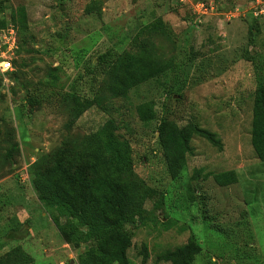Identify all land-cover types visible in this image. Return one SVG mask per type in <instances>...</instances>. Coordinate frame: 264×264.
<instances>
[{"label":"rangeland","instance_id":"374dc122","mask_svg":"<svg viewBox=\"0 0 264 264\" xmlns=\"http://www.w3.org/2000/svg\"><path fill=\"white\" fill-rule=\"evenodd\" d=\"M0 8L17 39L15 71L0 74V264H76L85 246L61 241L31 181L57 161L81 164L106 120L131 159L114 180L144 210L143 225L127 228L129 264H169L161 257L190 236L200 248L190 264H264V161L250 145L253 99L264 88V0H7ZM157 18L166 33H146ZM105 51L136 59L121 79L135 80L124 97L109 65L96 66ZM71 92L93 103L78 118ZM139 105L151 108L148 124ZM162 118L214 133L220 149L192 137L171 178L157 145ZM227 171L236 182L218 186L212 175Z\"/></svg>","mask_w":264,"mask_h":264},{"label":"trees","instance_id":"16d2710c","mask_svg":"<svg viewBox=\"0 0 264 264\" xmlns=\"http://www.w3.org/2000/svg\"><path fill=\"white\" fill-rule=\"evenodd\" d=\"M0 4L7 5V0H0ZM3 11L4 8H0V29L11 24L6 23ZM14 14L22 21L25 18L22 7H17ZM14 14L11 11L10 17L13 20ZM13 20L10 19V22L13 23ZM143 29L146 33L159 34H164L167 30L159 18L144 25ZM113 56L110 51L98 55L95 58L96 66L109 65L113 88L116 86L119 95L124 97L126 89L135 80L123 86L121 79L130 78L136 59L129 54ZM160 70L163 71L164 67L158 69ZM65 99L71 103L74 118H78L83 110L93 105L91 100L81 99L73 92L67 93ZM135 113L143 124L153 120V113L148 105L137 106ZM156 133L157 145L171 178H175L182 170L192 137L202 138L220 149L219 140L214 133L192 123L178 127L174 122L162 118L156 126ZM87 145L88 150L79 156L82 159L81 164L73 166L57 161L45 170H38L33 174L32 188L43 211L58 226L61 241L71 250L85 246L77 255L76 264H129L126 251L130 246L131 232L127 228L143 225L144 210L140 200L123 192L114 180L116 176L112 175L130 169L129 147L126 142L116 138L110 120L104 121L89 136ZM250 145L255 157L264 161L263 87L256 89L253 99ZM212 178L220 187L236 182L232 171L214 174ZM61 219L66 222L58 224ZM161 226L166 225L161 223ZM199 251V246L190 236L183 246L166 253L161 260L169 264H190L192 257Z\"/></svg>","mask_w":264,"mask_h":264},{"label":"built area","instance_id":"2783aa9c","mask_svg":"<svg viewBox=\"0 0 264 264\" xmlns=\"http://www.w3.org/2000/svg\"><path fill=\"white\" fill-rule=\"evenodd\" d=\"M17 49V39L14 27L7 24L0 29V74L13 73L15 67L13 60L14 52Z\"/></svg>","mask_w":264,"mask_h":264}]
</instances>
